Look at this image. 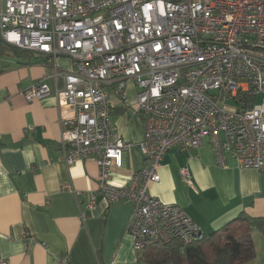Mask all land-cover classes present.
<instances>
[{"label": "built area", "instance_id": "built-area-1", "mask_svg": "<svg viewBox=\"0 0 264 264\" xmlns=\"http://www.w3.org/2000/svg\"><path fill=\"white\" fill-rule=\"evenodd\" d=\"M0 39L53 65L23 97H54L61 160L93 158L107 205L132 204L126 231L136 252L204 237L181 208L147 192L170 149L188 152L208 141L219 167L230 158L264 173V0H0ZM59 57L70 70L56 67ZM109 90L144 129L146 166L122 186L111 183V170L121 169L132 145L110 125ZM179 174L192 184L187 169ZM94 203L91 197L85 208ZM59 263L68 264V255Z\"/></svg>", "mask_w": 264, "mask_h": 264}, {"label": "crops", "instance_id": "crops-1", "mask_svg": "<svg viewBox=\"0 0 264 264\" xmlns=\"http://www.w3.org/2000/svg\"><path fill=\"white\" fill-rule=\"evenodd\" d=\"M54 64L62 71L71 69L65 57ZM52 70L41 55L0 49V261L60 264V256L67 254L68 264H155L146 260L154 249L136 252L126 231L132 204L120 200L107 205L98 194L95 160L72 165L61 160L62 128L54 97L24 99L22 92ZM108 95L110 125L132 145L121 169L111 170V183L122 186L146 166L139 149L144 129L140 116L111 90ZM135 95L130 84L127 99ZM226 164L217 165L208 141L188 152L170 149L160 162L159 182L149 184L147 192L181 208L204 235L241 215L263 218L264 173L240 169L230 158ZM183 168L191 185L180 177ZM91 197L95 203L87 209ZM253 247L255 257L245 264H264V241Z\"/></svg>", "mask_w": 264, "mask_h": 264}, {"label": "trees", "instance_id": "trees-1", "mask_svg": "<svg viewBox=\"0 0 264 264\" xmlns=\"http://www.w3.org/2000/svg\"><path fill=\"white\" fill-rule=\"evenodd\" d=\"M0 49L33 54L12 48L1 39ZM253 230L264 236V217L241 215L219 231L204 235L200 241L187 244L174 240L155 245L146 260L155 264H243L255 257L251 241Z\"/></svg>", "mask_w": 264, "mask_h": 264}, {"label": "rangeland", "instance_id": "rangeland-1", "mask_svg": "<svg viewBox=\"0 0 264 264\" xmlns=\"http://www.w3.org/2000/svg\"><path fill=\"white\" fill-rule=\"evenodd\" d=\"M259 100H260V98L259 97H257L256 99H255V101L256 102H259ZM227 107H233V105L231 104V103H226L225 104ZM264 236H262L259 232H257L256 230H253V232L251 233V241H252V243H255V245L257 244V246L259 245V243L261 242V241H264V238H263ZM154 247H150L149 248V250L150 249H153ZM260 250L261 249H259V252H260ZM254 252H255V249H254ZM264 258V250H263V252H262V257H261V259H263ZM243 264H245V263H243Z\"/></svg>", "mask_w": 264, "mask_h": 264}, {"label": "water", "instance_id": "water-1", "mask_svg": "<svg viewBox=\"0 0 264 264\" xmlns=\"http://www.w3.org/2000/svg\"><path fill=\"white\" fill-rule=\"evenodd\" d=\"M209 94L210 95H215L216 94V91H211Z\"/></svg>", "mask_w": 264, "mask_h": 264}]
</instances>
